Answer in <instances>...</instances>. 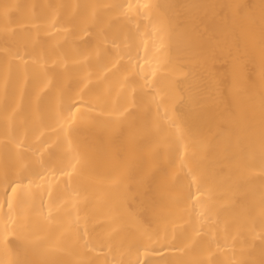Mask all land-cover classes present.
I'll return each mask as SVG.
<instances>
[{
	"label": "bare ground",
	"instance_id": "obj_1",
	"mask_svg": "<svg viewBox=\"0 0 264 264\" xmlns=\"http://www.w3.org/2000/svg\"><path fill=\"white\" fill-rule=\"evenodd\" d=\"M0 264H264V0H0Z\"/></svg>",
	"mask_w": 264,
	"mask_h": 264
}]
</instances>
